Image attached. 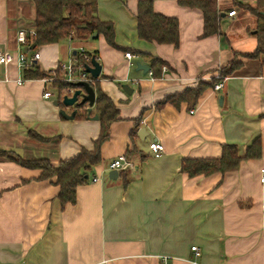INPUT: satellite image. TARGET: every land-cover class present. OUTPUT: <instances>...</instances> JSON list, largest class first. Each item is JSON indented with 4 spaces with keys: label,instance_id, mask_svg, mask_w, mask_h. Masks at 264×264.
Segmentation results:
<instances>
[{
    "label": "crops",
    "instance_id": "0c3cea01",
    "mask_svg": "<svg viewBox=\"0 0 264 264\" xmlns=\"http://www.w3.org/2000/svg\"><path fill=\"white\" fill-rule=\"evenodd\" d=\"M92 1L98 18L113 24V45L98 34L22 50L28 56L39 51L33 68L58 78L74 51L96 50L101 71L93 84L114 102L118 118L100 144L99 163L66 205L54 177L42 179L39 168L0 156V264H264V62L241 57L220 89L206 86L190 106L184 100L158 106L168 95L217 78L234 51L255 49L257 20L246 5L257 0H216L219 31L206 36L199 8L150 0L155 12L177 17L176 45L138 36V0ZM34 16V0H0V49L16 56V33L33 30ZM154 58L166 70L150 75ZM26 69L15 60L0 64V149L20 159L46 158L52 166L92 150L101 128L94 105L90 117L64 116L61 110L69 115L74 105H62L56 88L26 77ZM256 137L260 156L242 159L235 170L191 177L180 169L185 158L219 157L223 143L243 154ZM152 141L163 144L158 157ZM121 153L135 165L112 179L104 167Z\"/></svg>",
    "mask_w": 264,
    "mask_h": 264
},
{
    "label": "trees",
    "instance_id": "16d2710c",
    "mask_svg": "<svg viewBox=\"0 0 264 264\" xmlns=\"http://www.w3.org/2000/svg\"><path fill=\"white\" fill-rule=\"evenodd\" d=\"M182 6L197 7L203 14V35H211L219 31L220 14L216 7V0H178ZM240 5H246L236 0ZM35 16L34 31L36 39L34 45H43L53 42H60L64 39L70 40H87L95 32L102 34L109 45L114 44V31L112 22L102 21L97 16L96 2L92 0H34ZM247 9L256 16V29L254 35L256 38V47L249 53L234 51L231 61L219 69L218 77L212 78L210 82H198L196 86H189L181 92L174 93L164 97L159 104L169 102L177 103L184 100L192 105L203 89L215 83L220 82L224 77L232 74L235 69L242 64L241 57L256 58L264 62V0H257L254 5H246ZM137 32L140 38L158 43H167L176 45L179 39V22L175 16H166L162 13L155 12L150 0H138L136 12ZM33 45V46H34ZM86 54L88 58H85ZM97 51L84 52L76 50L72 55L75 65L84 67L85 63L90 62V58H96ZM160 58L152 59L151 72L156 75L158 70L164 65ZM35 68V67H34ZM26 69V77H44L48 73L40 72L36 67L34 69ZM56 88L59 100L64 95H69V88L73 91L80 89L84 92V88L79 87L76 82L62 81L56 76L52 82ZM94 95V110L98 115L99 124L101 125L100 133L95 140L92 150L81 149L74 156L61 160L56 165H51L46 158H37L34 160L20 159L7 155V151L0 149L1 157L13 158L21 165L39 168L42 179L55 178L54 182L58 185L59 191L57 197L60 204L72 203L76 197V186L87 181V170L94 164L99 163L101 156L99 155L100 144L106 139L109 124L118 118V110L114 102L104 94L97 85L90 83ZM74 103V116L77 118L90 117L86 103ZM34 138L43 140L44 138L37 133H32ZM221 155L219 157L198 158L191 157L182 160L180 169L189 176L207 175L213 172H225L235 170L242 159L258 157L261 154L260 137L254 138L243 149V154L238 152V146L230 143H223L221 146ZM127 182V181H126ZM124 181V183L126 184Z\"/></svg>",
    "mask_w": 264,
    "mask_h": 264
},
{
    "label": "built area",
    "instance_id": "2783aa9c",
    "mask_svg": "<svg viewBox=\"0 0 264 264\" xmlns=\"http://www.w3.org/2000/svg\"><path fill=\"white\" fill-rule=\"evenodd\" d=\"M237 1H244V0H237ZM227 14L229 16H233L234 14H236V9L233 7V9L229 10L227 12ZM16 40L17 43L20 44V48L18 49L17 55L15 56V54H13L11 51L7 50V49H0V64L3 63H9L13 60L16 61V64L22 68H32L34 62L39 58V51H34V53L31 56H28L25 51L22 50V45L26 44L28 46H33L34 45V41L36 39V35H35V31L33 30H24V29H18L17 33H16ZM81 52H84L83 48H80ZM85 58H88L86 54H83ZM125 56L127 57H132L133 54L130 51H126ZM60 68L61 70L64 72L63 76L59 78V80H63V81H70V82H78L81 80H85L89 83H93L94 82V78H92V76L85 71L84 67L82 66H77L75 65V61H69L60 64ZM162 70H166V67L163 66ZM150 75H152V72L149 71L148 72ZM55 78L54 74H50V75H46L44 77H42V80L45 83H50L53 82V79ZM22 79L19 78L16 82L21 83ZM223 85V81L220 80V82H217L213 85V88L215 90L220 89V87H222ZM68 92L70 93L69 95H71L73 93V89L69 88ZM42 96H44L45 98H48L51 96V90L49 91L48 89H45L43 91ZM149 147L152 151V154L156 157L160 156V153L163 150V144L160 141H152L149 143ZM134 162L132 161L131 158H129L127 155L125 154H118L114 157V159L110 160L106 166L104 167V171L105 172H110L111 170H116V171H120V170H124V169H128L130 167H134ZM99 178L98 176H92L91 181H97ZM260 182L264 183V168H261V176H260ZM196 248V246L194 245L192 247V250H194Z\"/></svg>",
    "mask_w": 264,
    "mask_h": 264
},
{
    "label": "water",
    "instance_id": "95a60500",
    "mask_svg": "<svg viewBox=\"0 0 264 264\" xmlns=\"http://www.w3.org/2000/svg\"><path fill=\"white\" fill-rule=\"evenodd\" d=\"M97 35H98V33L95 32L94 34H92L90 36V39L95 38ZM137 66L140 69H145V70L149 69V66L144 64V63H142V64L138 63ZM84 69L86 72H88L92 76V78L96 79L100 74L101 64L99 63L97 58L92 56L90 58V62L85 63ZM76 84L79 87L82 86L84 88V92H81L80 89H76L75 91H73V93L71 95H64V97L60 100V103H62V105H64L66 107L69 105H73L74 103H77L79 101V99H81L80 100L81 104L86 103V105H87L86 109L90 113L91 107L93 106L94 101H95V95H94L93 88H92L91 84L85 80L78 81V82H76ZM57 103H59V102H57ZM61 113L66 117L67 116L73 117L75 114V111H72V113L69 115H67L65 113V111H63V110H61ZM97 117H98V115L93 116L94 119H97ZM117 175H118V171H116V170L115 171L111 170L109 172V177L112 179H115V177Z\"/></svg>",
    "mask_w": 264,
    "mask_h": 264
},
{
    "label": "rangeland",
    "instance_id": "374dc122",
    "mask_svg": "<svg viewBox=\"0 0 264 264\" xmlns=\"http://www.w3.org/2000/svg\"><path fill=\"white\" fill-rule=\"evenodd\" d=\"M72 41H74V40L64 39V40H62V41H60V42H62L63 44L66 43L67 46H68ZM75 50H76V49H75ZM71 51H72V49H71ZM66 62H69V61H68V60H67V61L65 60L64 64H65ZM58 79H59V78H58ZM60 80H61V79H60ZM62 81H63V80H62ZM64 82H66V81H64ZM51 86H53L52 82H50V86H49V87L51 88ZM50 88H48V90H49Z\"/></svg>",
    "mask_w": 264,
    "mask_h": 264
}]
</instances>
